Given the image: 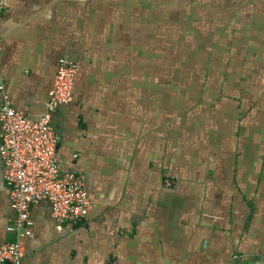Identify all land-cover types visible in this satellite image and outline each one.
I'll return each instance as SVG.
<instances>
[{"label": "crops", "instance_id": "obj_1", "mask_svg": "<svg viewBox=\"0 0 264 264\" xmlns=\"http://www.w3.org/2000/svg\"><path fill=\"white\" fill-rule=\"evenodd\" d=\"M0 4V105L36 121L79 66L51 126L87 214L59 233L33 205L22 264H264V0Z\"/></svg>", "mask_w": 264, "mask_h": 264}, {"label": "built area", "instance_id": "obj_2", "mask_svg": "<svg viewBox=\"0 0 264 264\" xmlns=\"http://www.w3.org/2000/svg\"><path fill=\"white\" fill-rule=\"evenodd\" d=\"M2 5L0 4V8ZM0 38V55H1ZM78 63L61 59L42 116L31 121L16 112L7 95L0 105V160L9 186V205L14 216L7 231L16 239L0 245V264H22L25 248L19 238L30 235V209L41 201L51 207L57 232L82 222L89 200L84 177L63 171L57 155L58 137L51 126L52 109L72 102ZM3 87L0 85V90Z\"/></svg>", "mask_w": 264, "mask_h": 264}]
</instances>
